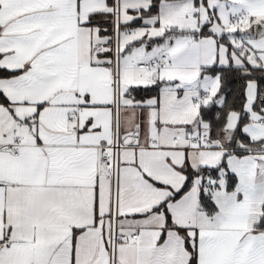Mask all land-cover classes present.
I'll use <instances>...</instances> for the list:
<instances>
[{
    "label": "snow or ice",
    "instance_id": "1",
    "mask_svg": "<svg viewBox=\"0 0 264 264\" xmlns=\"http://www.w3.org/2000/svg\"><path fill=\"white\" fill-rule=\"evenodd\" d=\"M0 264H264V0H0Z\"/></svg>",
    "mask_w": 264,
    "mask_h": 264
}]
</instances>
